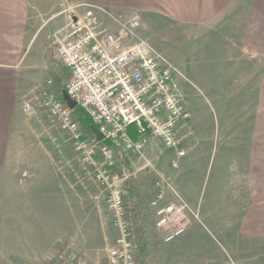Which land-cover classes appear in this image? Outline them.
I'll return each mask as SVG.
<instances>
[{
    "label": "rangeland",
    "instance_id": "1",
    "mask_svg": "<svg viewBox=\"0 0 264 264\" xmlns=\"http://www.w3.org/2000/svg\"><path fill=\"white\" fill-rule=\"evenodd\" d=\"M2 1L0 7L6 5ZM86 4L64 7L76 5V13L82 14ZM223 11L197 23L161 13L142 17L140 35L179 67V87L192 117L180 130L179 149L187 155L178 167L171 163L176 149L159 143L148 146L143 157L131 155L127 204L138 264H148L142 250L151 232L159 236L153 229L157 192L164 191L160 203L174 200L167 182L199 211L200 220L169 243L161 232L151 264H217L238 244L251 248L246 264H264V0H233ZM67 12L69 19L41 44L47 68L53 66L55 32L76 14ZM48 79L24 101L33 109L25 111L11 163L19 184L12 186L17 202L12 216L31 218L32 226H24L22 234L32 241L33 253L48 257L50 264H105L115 234L106 193L68 133L43 106ZM249 165L251 177L239 183ZM21 202L22 212L17 210ZM246 214L251 218L248 233L243 231ZM11 229L20 234L21 227Z\"/></svg>",
    "mask_w": 264,
    "mask_h": 264
},
{
    "label": "built area",
    "instance_id": "2",
    "mask_svg": "<svg viewBox=\"0 0 264 264\" xmlns=\"http://www.w3.org/2000/svg\"><path fill=\"white\" fill-rule=\"evenodd\" d=\"M84 7L82 14H74L70 24L55 32L53 57L56 64L68 68L65 89L105 141L84 133L75 109L62 95L45 91L43 106L68 133L106 193L115 234L105 264H138L127 204L132 173L118 164L126 154L143 157L147 145L156 139L164 148L176 149L171 163L178 167L187 155L179 149L183 143L180 130L192 113L179 87V67L140 35V12L115 13L95 4ZM24 107L27 112L33 109L29 102ZM132 126L137 138L131 135ZM156 184L162 187L160 177ZM166 185L174 200L160 203L164 195L160 190L152 205L156 228L169 243L200 220V214L170 182Z\"/></svg>",
    "mask_w": 264,
    "mask_h": 264
},
{
    "label": "crops",
    "instance_id": "3",
    "mask_svg": "<svg viewBox=\"0 0 264 264\" xmlns=\"http://www.w3.org/2000/svg\"><path fill=\"white\" fill-rule=\"evenodd\" d=\"M233 0H5L6 5L0 7V264H50L48 257H41L40 253H33L32 241L25 239L22 233L24 226H32L31 218H13V184L17 183L15 167L11 165L16 158L15 148L21 141L20 133L25 119L24 101L33 98V92L46 80L45 91H53L63 95L69 70L53 61V66L47 62V54H42L41 44L49 41L50 34L63 26L71 10L76 13L78 7L65 3H89L100 5L115 13L129 14L140 12L142 17L155 13L166 14L170 18L184 23L204 22L216 18ZM0 2H3L0 0ZM11 4V5H10ZM45 7V12L41 10ZM73 7V8H72ZM65 8V10H64ZM70 9V10H69ZM53 13L49 15V13ZM67 13V14H66ZM78 14V13H76ZM49 15V16H48ZM71 18H74L70 15ZM71 22V21H70ZM69 22V24H70ZM48 27H50L48 29ZM46 49V45H45ZM54 60V57H53ZM46 67V68H45ZM52 77H55L52 80ZM51 84H50V83ZM44 91V93H45ZM188 104V102H187ZM92 131V130H91ZM94 135L93 132H91ZM158 144V141L147 145ZM146 147V148H147ZM11 148H13L11 150ZM132 154H126L118 166L130 171ZM177 157L176 155L173 158ZM190 155L185 158L186 160ZM183 159V158H182ZM181 159V161H182ZM251 165L247 172H243L239 183L244 178L251 177ZM237 183V184H239ZM24 203L17 210H24ZM250 208V209H249ZM251 216V205L248 207ZM247 213V214H248ZM245 215L243 231L251 232V218ZM30 216V213H29ZM21 227L20 234L15 233L12 227ZM250 226L248 230L244 227ZM153 229L159 236L147 238L145 250L142 253L148 264L154 259L153 251L161 242V232L155 224ZM26 242V243H25ZM35 248V247H34ZM24 251V252H22ZM231 257V259H230ZM251 259V248L235 245L232 252L217 264H246Z\"/></svg>",
    "mask_w": 264,
    "mask_h": 264
},
{
    "label": "trees",
    "instance_id": "4",
    "mask_svg": "<svg viewBox=\"0 0 264 264\" xmlns=\"http://www.w3.org/2000/svg\"><path fill=\"white\" fill-rule=\"evenodd\" d=\"M75 112L79 118V121H80V124L86 128H89V130L91 131L90 127L92 125H94L93 121L91 120V118L84 112V110L78 105L76 108H75ZM92 132V131H91ZM130 132H131V135L134 137V138H137L138 135L137 133L135 132L134 130V127L132 126L130 128ZM105 141V140H104ZM104 141H102L101 143H103Z\"/></svg>",
    "mask_w": 264,
    "mask_h": 264
},
{
    "label": "water",
    "instance_id": "5",
    "mask_svg": "<svg viewBox=\"0 0 264 264\" xmlns=\"http://www.w3.org/2000/svg\"><path fill=\"white\" fill-rule=\"evenodd\" d=\"M63 98L67 102V104L70 106V108L75 109L78 106L77 102L69 96L66 89L63 90ZM90 128L92 132L94 133L95 138L98 142H101L104 140L103 134L100 132V130L95 125H92Z\"/></svg>",
    "mask_w": 264,
    "mask_h": 264
}]
</instances>
